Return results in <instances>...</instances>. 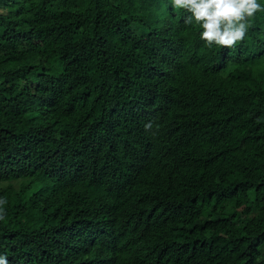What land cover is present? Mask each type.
<instances>
[{
    "label": "trees",
    "instance_id": "16d2710c",
    "mask_svg": "<svg viewBox=\"0 0 264 264\" xmlns=\"http://www.w3.org/2000/svg\"><path fill=\"white\" fill-rule=\"evenodd\" d=\"M188 15L171 0H0L8 264H92L87 240L118 243L126 264H264V13L211 49ZM151 125L167 130L153 147L167 175L114 171L138 153L113 138Z\"/></svg>",
    "mask_w": 264,
    "mask_h": 264
},
{
    "label": "clouds",
    "instance_id": "9594fccd",
    "mask_svg": "<svg viewBox=\"0 0 264 264\" xmlns=\"http://www.w3.org/2000/svg\"><path fill=\"white\" fill-rule=\"evenodd\" d=\"M171 6L177 12L189 14L185 17L187 24L198 25L200 39L207 48L213 46L220 48H235L246 38L251 22L257 13H264V4L260 0H171ZM141 141L134 145L135 139ZM167 138V130H161L156 125L146 126L144 131L134 126L128 132H121V139L114 137L113 140L125 146H131L138 153V158L131 164H124L123 168L116 165L113 170L125 169L134 178L149 179L157 173L167 175L163 170L162 159L167 158L165 150H154V143L163 144ZM152 167L150 173L146 169ZM226 170L219 174L217 180L219 189H224L222 194L228 192L232 184H235L236 175L228 174ZM225 180L223 182V176ZM7 200L0 198V221L6 219ZM89 254L87 258L92 264H126L121 257V246L112 244L111 240L104 244H94L87 240L85 244ZM189 255H193L188 251ZM187 254L185 253V256ZM190 257V256H189ZM0 264H8L5 256H0Z\"/></svg>",
    "mask_w": 264,
    "mask_h": 264
},
{
    "label": "bare ground",
    "instance_id": "6f19581e",
    "mask_svg": "<svg viewBox=\"0 0 264 264\" xmlns=\"http://www.w3.org/2000/svg\"><path fill=\"white\" fill-rule=\"evenodd\" d=\"M118 151H119V150H118ZM120 152H121V151H120ZM215 165H216V164H215ZM151 170H152V167H149V168L146 169L145 172H146V173H150ZM99 179H100V178H99ZM86 180H87V179H86ZM86 182H88V181H86ZM93 182L95 183V181H93ZM96 182H97V181H96ZM113 187H114V186H113ZM113 187H112V188H113ZM115 188H116V187H115ZM113 189H114V188H113ZM115 191H116V190H115Z\"/></svg>",
    "mask_w": 264,
    "mask_h": 264
},
{
    "label": "rangeland",
    "instance_id": "374dc122",
    "mask_svg": "<svg viewBox=\"0 0 264 264\" xmlns=\"http://www.w3.org/2000/svg\"><path fill=\"white\" fill-rule=\"evenodd\" d=\"M138 33L142 35L144 32L142 29H139Z\"/></svg>",
    "mask_w": 264,
    "mask_h": 264
}]
</instances>
